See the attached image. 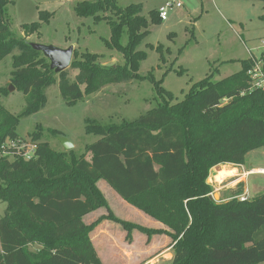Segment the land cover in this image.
<instances>
[{
    "label": "trees",
    "instance_id": "1",
    "mask_svg": "<svg viewBox=\"0 0 264 264\" xmlns=\"http://www.w3.org/2000/svg\"><path fill=\"white\" fill-rule=\"evenodd\" d=\"M7 4L0 0V61L19 51L10 82L25 96L22 116L44 108V89L56 79L63 101L71 106L106 85L138 78L146 54L137 47L149 24L161 22L157 11L150 12L149 20L142 17V4L122 9L115 0L77 3L76 16L108 24L105 44L122 55L124 64L102 66L98 55L73 50L69 68L77 73L70 82L67 71L56 75L26 38L13 35L4 15ZM43 16L47 21L48 15ZM39 28L40 23L23 27L26 36ZM124 32L128 42L122 46ZM252 67L248 59L225 80L212 82L208 76L176 103L157 87L167 100L135 122L104 127L87 121L86 133L99 137L87 146L89 161L74 158L71 150L53 151L40 142L39 129L30 135L35 145L31 160L3 157L7 141L23 139L16 134L19 117L0 105V202L6 205L0 217V264H102L89 234L104 218L83 222L106 207L95 187L100 180L169 230L107 217L122 227L128 242L133 231L146 235L148 242L154 235L170 237V264H264V193L241 202L239 184L228 201L217 203L207 183L213 168L243 166L248 153L264 148V91L251 88Z\"/></svg>",
    "mask_w": 264,
    "mask_h": 264
},
{
    "label": "rangeland",
    "instance_id": "2",
    "mask_svg": "<svg viewBox=\"0 0 264 264\" xmlns=\"http://www.w3.org/2000/svg\"><path fill=\"white\" fill-rule=\"evenodd\" d=\"M82 1L96 0H8L4 15L17 39L26 38L29 43L62 50L73 47L78 52H89L98 55L99 63L106 67L123 65L122 55L105 44V41L110 40L108 24L104 21L94 23L90 17L76 16L74 7ZM178 1L180 8H172L165 21L149 24L146 29L148 33L137 47L138 51L146 54L145 59L140 62L138 78L106 85L71 106L63 101L56 79L44 89V108L22 116L26 109L25 96L19 89H10L13 58L19 51L15 49L4 57L0 61V105L13 116L19 117L16 127L18 138L31 142L30 135L39 129L40 142L46 143L53 151L66 153L59 142L63 138L72 145L74 158L84 157L89 161L87 146L95 143L99 137L86 133L87 121L104 127L135 122L155 110L163 99L167 100L165 96L161 98L157 87L170 93L173 97L170 102L176 103L184 98L193 84L208 76L212 82L225 80L238 73L242 69V63L248 59L254 60L264 73V22L261 21L263 2ZM115 2L122 9L130 4H142L141 15L146 20H149L151 11H157L165 5V0ZM44 14L48 15L47 21L44 20ZM34 23H40L39 30L26 36L23 27ZM127 42L128 35L124 32L120 44L125 46ZM66 71L70 82H74L77 71L70 68ZM2 90L7 93H2ZM263 152L264 148L249 153L245 169H263ZM254 155L260 157L258 164L251 161ZM69 159L70 154L67 157L68 161ZM254 179L264 182V176L258 175ZM213 181L212 174L209 173L207 183L212 187L211 197L218 203L221 199L219 191L214 189L216 185ZM253 186L255 185L252 183L248 186L249 200L260 193ZM95 187L102 195L106 207L85 216L83 222L91 225L104 218L89 234L99 260L102 264H142L148 255L140 253L144 246L141 238L146 239L148 244L153 237L164 234L154 235L148 242L146 235L133 231L130 242L126 241V232L119 224L109 220L108 216L150 229H157L152 228L150 223L155 220L123 201L106 182L100 180ZM5 206L0 202V217ZM134 233L137 234L135 239Z\"/></svg>",
    "mask_w": 264,
    "mask_h": 264
},
{
    "label": "crops",
    "instance_id": "3",
    "mask_svg": "<svg viewBox=\"0 0 264 264\" xmlns=\"http://www.w3.org/2000/svg\"><path fill=\"white\" fill-rule=\"evenodd\" d=\"M261 154L263 155L264 152ZM257 156L258 155H254L251 158V161L254 162V164L259 163L260 157ZM245 166H246V157L243 166H233L229 164L220 165L213 168L210 171V174H212V178L214 179L213 183L216 186H218V188H216L215 186L214 189L216 191H219V195L221 199L220 202L228 201L233 195V193L236 191V187L239 184H243V188H244L243 193L247 192L248 194V186H250V183H252V185L254 184L255 186L253 187L260 190V193L264 192V185H263L264 182L261 180L257 182V180L254 178L258 177V175L252 173V171H250L251 169H245ZM250 168L254 169V167H250ZM256 168H261V167H256ZM150 223L153 225L151 226L152 228L168 231L166 227H164L163 225H161L156 221L155 222L150 221ZM134 234L135 235H133V238L135 239L137 234L136 233ZM141 240H143L144 246L143 249L140 251V253H144L148 255L146 260L142 261V264H170L173 258V253L170 247V239L167 236L165 235L155 236L150 240L148 244L146 242V239L141 238Z\"/></svg>",
    "mask_w": 264,
    "mask_h": 264
},
{
    "label": "built area",
    "instance_id": "4",
    "mask_svg": "<svg viewBox=\"0 0 264 264\" xmlns=\"http://www.w3.org/2000/svg\"><path fill=\"white\" fill-rule=\"evenodd\" d=\"M178 0H165V5L157 10L158 17L161 21H165L168 17L169 10L172 8H180ZM253 67L248 72L250 84L252 89L264 91V73L259 68L258 64L253 60ZM2 156L19 157L25 161L31 160L34 157L35 145L33 143L23 141H7L2 147ZM252 173L264 176V168L254 170ZM241 202L249 200L247 192L238 197Z\"/></svg>",
    "mask_w": 264,
    "mask_h": 264
},
{
    "label": "water",
    "instance_id": "5",
    "mask_svg": "<svg viewBox=\"0 0 264 264\" xmlns=\"http://www.w3.org/2000/svg\"><path fill=\"white\" fill-rule=\"evenodd\" d=\"M33 50L42 53L43 57L49 62V69L56 75L66 71L70 67V63L73 55V47L67 49H58L52 46H43L34 43H30ZM13 90V86H10ZM59 142L65 152L72 149V145L65 139L60 138Z\"/></svg>",
    "mask_w": 264,
    "mask_h": 264
}]
</instances>
